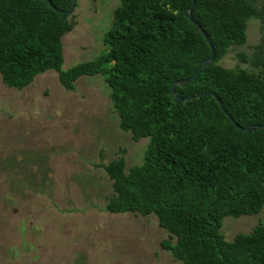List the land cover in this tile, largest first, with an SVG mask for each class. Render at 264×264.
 Instances as JSON below:
<instances>
[{
	"label": "trees",
	"instance_id": "obj_1",
	"mask_svg": "<svg viewBox=\"0 0 264 264\" xmlns=\"http://www.w3.org/2000/svg\"><path fill=\"white\" fill-rule=\"evenodd\" d=\"M72 0H0V76L18 90L55 70L66 91L82 76L101 75L110 87L119 127L133 141L148 139L140 164L125 172L123 155L103 167L113 195L112 214L153 215L170 238L161 243L182 264H264V216L251 232L226 241L224 217L264 208V129L243 132L227 119L211 96L240 126L264 124V4L259 0H194L192 18L214 49L210 65L175 91L209 56L210 48L187 19L191 0H117L112 24L96 58L62 70V37L73 23ZM249 19L261 23V38L247 68H224L219 61L247 42Z\"/></svg>",
	"mask_w": 264,
	"mask_h": 264
},
{
	"label": "rangeland",
	"instance_id": "obj_2",
	"mask_svg": "<svg viewBox=\"0 0 264 264\" xmlns=\"http://www.w3.org/2000/svg\"><path fill=\"white\" fill-rule=\"evenodd\" d=\"M117 5L76 0L73 28L61 40L62 70L103 51ZM261 33V23L249 19L246 44L231 47L219 64L252 70L238 54H250ZM147 143L120 129L101 75L78 78L74 91L62 87L55 70L22 90L0 76V264H182L161 247L175 238L155 216L105 211L113 189L100 165L123 155L128 172L141 163ZM263 216L264 208L224 217L220 233L233 241Z\"/></svg>",
	"mask_w": 264,
	"mask_h": 264
},
{
	"label": "water",
	"instance_id": "obj_3",
	"mask_svg": "<svg viewBox=\"0 0 264 264\" xmlns=\"http://www.w3.org/2000/svg\"><path fill=\"white\" fill-rule=\"evenodd\" d=\"M43 1H46L48 4H50L48 2V0H43ZM75 3H76V0H72L68 9L65 10V11H61V10H58L56 7L52 6L53 10L58 12V13H61V14H64V15H70L72 13V11L74 10V7H75ZM194 0H191V3L189 5V7L185 10V15L187 17V19L198 29V31L201 33V35L204 37V39L206 40L207 44L209 45V48H210V54L209 56L199 65V67L196 69V71L188 78H185L183 80H178V81H175L172 86H171V89H170V94L173 96V99L175 102H185V101H188L189 99H192L193 97L190 96V97H186V98H182L180 97L175 89L177 86H181V85H184V84H187V83H190L192 82L198 75L199 73L201 72V70L203 68H205L206 66L210 65L213 61V58H214V49H213V46L210 42V40L207 38L206 36V33L204 32V30L201 28V26L196 23L194 21V19L192 18V15H191V11H192V8L194 6ZM204 96H211L215 99V101L218 103L220 109L224 112L225 116L227 117V119L231 122V124L237 129V130H240V131H243V132H249L251 130H261V129H264V124L263 125H256V126H246V127H242L240 125H238L233 119L232 117L224 110L223 106H222V103L220 102V99L217 97V95L213 92H204V93H201V94H198L195 96V98H200V97H204Z\"/></svg>",
	"mask_w": 264,
	"mask_h": 264
}]
</instances>
